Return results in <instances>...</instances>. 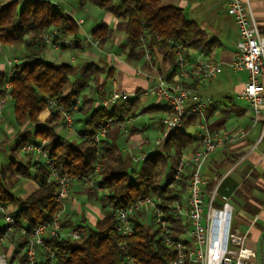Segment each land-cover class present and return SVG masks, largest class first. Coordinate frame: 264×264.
Returning a JSON list of instances; mask_svg holds the SVG:
<instances>
[{
    "label": "trees",
    "instance_id": "trees-1",
    "mask_svg": "<svg viewBox=\"0 0 264 264\" xmlns=\"http://www.w3.org/2000/svg\"><path fill=\"white\" fill-rule=\"evenodd\" d=\"M94 2L118 21L115 26L100 22L91 33L92 39L99 45H105L116 31L123 32L128 38L126 58L129 62L144 60V45L148 46L153 57L155 53H161L173 69L175 42L183 43L190 54L206 55L211 50V41L206 33L172 0H123L120 4H114L113 0ZM54 31V40L59 42L77 36L79 25L71 15L49 0H11L5 3L0 0V42L25 50L23 59L12 67L9 80V100L14 107L15 122L24 131L22 129L18 135L10 162L0 164V204L11 207L17 223L26 225L29 230L51 219L61 209V203L56 200L58 183L47 181L50 171L45 163L34 155L26 157L24 154L27 160L20 157L24 145L45 138L48 140V155L56 162L57 171L61 173L66 169L72 183L90 176L99 166L93 178L115 205L127 207L139 198L152 197L170 221L174 237L182 239L189 222L185 217L176 218V204H187L194 165L186 166L177 179L174 174L182 154L196 152L200 147L185 126V120L195 113H188L182 127L172 132L159 146L155 145V149L135 169L133 157L121 149L119 140L124 132L119 125L108 129L106 137L99 143L93 141V136L111 118L122 121L125 117L137 116L140 90L134 98H120L111 110L103 107L104 94L98 96L99 87H106L114 77L113 69L106 71L95 63H88L79 72L72 64L47 61L45 53L48 46L43 35ZM89 76L92 80H88ZM7 80L8 71L0 72V97L6 93ZM200 84L195 81L186 83V86L198 89ZM50 100L56 104L54 107H50ZM74 106L78 107L77 114L87 119L86 131L79 139L67 138L53 125L59 120L63 122L61 109L70 110ZM165 109L167 112L168 107ZM161 123L164 131L163 119ZM28 126L31 128L26 130ZM21 178H32L39 184L38 190L27 198L16 196L11 191ZM93 189L95 187L91 186V194ZM99 200L104 207V217L93 225L72 223L66 219L64 226L78 229L80 237H46L45 247L53 249L55 257L44 256L39 264H124L127 255L135 258L137 264H170L175 258V253L165 245L151 214L136 213L131 219L133 233L124 236L118 231L109 203L102 195H99ZM149 216L151 221L148 222ZM124 244L126 251L122 248Z\"/></svg>",
    "mask_w": 264,
    "mask_h": 264
},
{
    "label": "crops",
    "instance_id": "crops-1",
    "mask_svg": "<svg viewBox=\"0 0 264 264\" xmlns=\"http://www.w3.org/2000/svg\"><path fill=\"white\" fill-rule=\"evenodd\" d=\"M1 1L5 3L11 0ZM49 1L57 4L65 13L71 16L75 11V5L73 4L75 0ZM89 1L98 6L94 0ZM122 1L113 0L114 4H120ZM172 1L183 8L188 19L206 33L208 40L211 41V50L206 56L210 60L219 63L222 67L221 74L199 85L198 93L203 98L208 99L210 104L206 109L205 115L195 114L185 120L186 131L194 137L198 145L201 144V124L204 121L209 123L211 131L220 133L247 132L244 137L228 142L211 153L202 171L204 195L206 198L209 197V192L217 188V204L222 202L223 196L229 197L234 210L236 209L237 211V225L234 229L243 233L247 232L245 246L252 249L255 253V256L248 260V264H264V111L255 122L254 113L249 104L237 98L238 93L245 87L248 73L244 70L237 71L232 67L234 53L240 36L234 18L228 12L230 0ZM241 1L251 11L260 31L264 33V0ZM78 2L79 6H84L87 0H78ZM100 9L103 10L102 8ZM80 19L83 20L82 24H84V19ZM102 21L115 26L118 19L105 11ZM99 23L96 22L93 29ZM91 33L86 35L84 41L78 35L61 39L57 44L63 48H53V50H59L64 54L68 50L71 51L73 49L75 55L71 57V62L62 64L75 63L80 57L82 63L79 66L74 65L79 72L88 63H95L99 67L105 68L106 71L113 69L114 77L108 82L106 87H99L98 96L104 94V97H106L114 92H119L125 95L124 98H134L137 96L138 90H140L141 98L137 110L138 114L135 117H131L133 121L129 120L126 122L125 130L120 127L124 135L119 140L122 151L131 155L133 162L139 164L141 160H138V157L141 155L147 156L155 149L154 142L152 145L149 137L145 136L144 133L149 131V129L159 135L162 133L163 125L161 119H164L166 115L165 107H167L159 96L155 94L145 95L143 91L155 84L156 77L160 72L171 75L173 67L170 61L164 59L161 53H155L152 62H148L145 59L140 63L129 62L126 58L128 51L127 36L126 41L122 43L120 38L110 40L108 43L112 45L110 44L109 49L112 50L108 51L106 50L108 43L99 45L97 41L92 39ZM120 33L124 34L121 31ZM11 48V46L2 45L0 42V72L9 71V59L18 58L17 56L9 57V53H12L10 52ZM197 54L198 52H191L193 57ZM2 57L6 60H2ZM18 59L21 60L20 58ZM88 80H92V76H89ZM116 104H118V101ZM4 110L5 107L0 119V125L5 122ZM142 115L148 117L150 122L143 121ZM86 120L77 119L83 124L86 123ZM74 124L76 125V123ZM75 125L73 130L70 131L63 122H59L55 125V129L69 139H79L82 136V132L86 131V129L77 131ZM26 128L28 130L31 126ZM22 129V127L18 126V132H14L15 138H18ZM133 145L137 146V148L132 155L127 150ZM13 148L10 150V159L13 155ZM1 152L6 154L7 149L1 150ZM187 153L192 152L188 151ZM21 156L23 155L21 154ZM134 163L133 166L136 169ZM137 168H139V165H137ZM78 181L83 182L82 179ZM74 182L71 185L72 190L74 186L80 190L78 192H75V190L70 191L66 201V219L72 223L93 225L97 220L104 217V207L99 200V193L93 189L94 193L91 194V185L89 183L73 185ZM38 188L39 184L34 179L21 178L11 191L16 196L27 198L37 191ZM72 192H75L74 196L71 195ZM78 197L86 198L87 204L85 203V206L89 209L87 212L83 210L82 202L77 199ZM92 199L94 201L91 202ZM93 202H100L101 207ZM183 205L187 206L184 203ZM3 226L4 221L0 211V230H2ZM22 244L23 238L17 233L12 234L0 244V253H6L10 256L9 264H26L25 258L21 254Z\"/></svg>",
    "mask_w": 264,
    "mask_h": 264
},
{
    "label": "built area",
    "instance_id": "built-area-1",
    "mask_svg": "<svg viewBox=\"0 0 264 264\" xmlns=\"http://www.w3.org/2000/svg\"><path fill=\"white\" fill-rule=\"evenodd\" d=\"M228 12L233 16L237 30L240 36L237 43V49L234 53L232 67L237 70H244L248 73V79L244 89L238 93L237 98L246 101L254 113L256 122L264 111V33L260 31L252 13L247 9L241 0H230L228 3ZM82 19L76 20V24L81 25ZM56 31L45 33L43 35L47 46L57 47L55 42ZM144 59L148 62L153 61V55L147 45H144ZM174 69L172 75H166L160 72L155 84L144 89L143 94H155L159 96L168 111L164 116V131L159 138L155 140V145L159 146L169 135L180 129L183 125V119L188 113L205 115L210 101L203 98L198 89L186 86V83L199 81L206 83L217 77L222 72L219 63L207 58L203 53L192 56L188 53L187 47L181 42H175L173 47ZM19 62V59H13L8 62L10 67L8 71V80L5 83L6 93L0 97V119L3 109L10 99L12 76V67ZM124 94L114 92L102 99V106L111 110L115 103ZM56 104L50 100V107ZM78 107L74 106L70 110L61 109V118L66 127L71 131L75 123V114ZM132 120L131 117H125L118 121L111 118L93 136V141H99L106 137L108 129L119 125L126 129V122ZM202 138L199 149L192 153H183L178 164L174 177H180L184 168L190 164L194 165L191 175L190 185L187 192V206L181 202L176 204L178 218L185 217L189 222L182 239H176L173 235L174 229L170 221L164 217L162 211L157 207L154 199L150 196L139 198L135 203L120 207L115 205L110 197L104 192V188L99 186L94 175L99 166L96 167L93 174L82 180L95 187V190L104 196L109 203V210L118 223V231L124 236L131 235L134 231L132 217L138 212H144L153 216V221L160 231V235L165 245L175 253V258L170 264H248V260L255 256L252 249L245 246L247 232H241L232 228L234 208L227 196L222 197L220 204L216 203L217 188L209 192V197H205V191L202 188L203 167L211 153L218 147L238 140L244 137L247 132L239 131L236 133L211 131L209 123L204 121L201 124ZM48 140L43 138L38 142H30L21 148V152L26 155H34L36 159L42 160L49 169L47 181L55 180L58 183V192L56 200L61 203V209L49 220L40 224L36 228L29 230L27 226L19 225L12 214L11 207L0 204V211L3 216L4 226L0 244L8 239L12 234L17 233L23 238L21 254L25 258L26 264H39L44 256L51 259L55 257V251L45 247V238L61 239L70 237L78 239L80 232L76 228H66V200L70 194L72 178L65 169L59 173L56 169V162L51 159L46 149ZM137 146L133 145L127 150L133 155ZM145 155L138 157L143 160ZM207 204V210L205 205ZM124 251L126 245L122 246ZM10 256L6 253H0V264H9ZM124 264H137L135 258L126 256Z\"/></svg>",
    "mask_w": 264,
    "mask_h": 264
},
{
    "label": "rangeland",
    "instance_id": "rangeland-1",
    "mask_svg": "<svg viewBox=\"0 0 264 264\" xmlns=\"http://www.w3.org/2000/svg\"><path fill=\"white\" fill-rule=\"evenodd\" d=\"M75 1L73 3L75 5V7H74L75 11H74L72 17L75 20H79L80 18L84 19L85 23L79 26V33H78L79 38H81L82 41H84L86 39V35L90 34L91 31L93 30V27L96 24V22H101V20L104 18L105 11L101 10L98 6L94 5L92 3V1H89V0H87V2H85L84 6H79L78 5V3H79L78 0H75ZM117 1H119V0H117ZM114 38L115 39H117V38L119 39L120 38L121 43L126 41V36L124 34L120 33L119 30L114 33V35H113L111 40H113ZM110 44L111 43H108V45L106 46V50H108V51L112 50V49H109ZM113 46H112V48H113ZM48 48H52V49H48ZM53 48L54 49H59V48H63V47H60L59 44H57V47H54V46H48L47 47L48 51H47V53H45V57H46V60L49 61V62H54L56 64H62V63H65V62L69 63V62H71L70 61L71 57L73 55H75L73 53V51H74L73 49L71 51L68 50L67 53L63 54L59 50H53ZM115 48H117V46H115ZM11 49L12 50H10V52H12V53H9V57L17 56L18 58L23 59V57L25 56V50H24L23 47H12ZM59 53H61V54H59ZM18 58H11V59L8 60V62L13 60V59H18ZM75 58H77V57H75ZM2 60H6V59H4V57H2ZM81 61H82V59L79 57L78 60H76L75 63H72V64L75 65V66H79V64L82 63ZM99 90H100V88H99ZM84 93H88V91L84 90ZM137 114H138V111H137ZM4 115H5V122H4L3 125H0V164H7L10 161V150H11V148H13L16 145V143L18 141V138L14 137V132L15 131L18 132V126H17V124L15 122L14 108H13V104H12V102L10 100H8V102L5 105ZM83 118L84 117L82 115L77 114V113L75 114V123H76V125L75 124L74 125H75L77 131L83 130L85 128V126H84L85 124H83L82 122L77 121V119H82L83 120ZM142 120L143 121L146 120V121L150 122L148 117H145L143 115H142ZM131 121H133V120H131ZM59 122H62V121L59 120L58 122L53 123V125L54 124L56 125ZM144 135L149 137L152 145H153V142L155 144V140L158 137L161 136V134L159 135L157 132H154L151 129H149V131L144 133ZM122 144H123V142H122ZM4 149H7V153L6 154L1 152V150H4ZM22 155L23 156L20 155V157H22L25 160H27L26 157H28L29 155H26V157H25L24 153H22ZM136 164L137 165H139V164L138 163H134L135 167L137 168ZM79 183L82 184V185H85L84 181L83 182H79L78 180H76L73 185H76V184H79ZM74 190H75V192H78L80 189H77L74 186L73 190H72V186H70V191H74ZM75 192H72L71 195L74 196ZM99 195H101V194L99 193ZM77 199L80 202H82V205H83L82 208H83V210L85 212H87L89 209L85 206V203H86L85 199L86 198L78 197ZM92 201H94V200L92 199L91 202ZM93 203H97V202H93ZM100 204H101L100 202L97 203V205H99V207H101ZM207 208L208 207H207V204H206L205 205V210H207ZM150 216H149V219H147L148 222L151 221ZM236 217H237V211L235 209L234 210V216H233V222H232V228H235L236 225H237Z\"/></svg>",
    "mask_w": 264,
    "mask_h": 264
}]
</instances>
